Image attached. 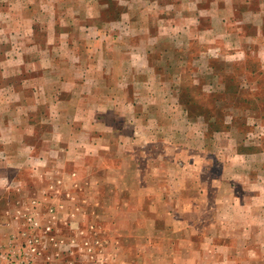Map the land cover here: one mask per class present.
Returning <instances> with one entry per match:
<instances>
[{"label": "crops", "instance_id": "0c3cea01", "mask_svg": "<svg viewBox=\"0 0 264 264\" xmlns=\"http://www.w3.org/2000/svg\"><path fill=\"white\" fill-rule=\"evenodd\" d=\"M36 1L25 4L23 0H16L15 4L24 5L22 11H9L6 17L5 13H0L4 14L0 18L13 20L10 32L6 29L10 22L0 21V36L10 33L17 37L8 49L13 54H7L4 48L5 54L0 56V180L10 183L22 179L25 172L31 186H36L35 182L38 184L44 177H51L48 185L63 177L70 180L68 184L78 193L79 189L81 193L88 188L89 181L92 191L102 194L101 187L109 179L117 188L113 196L114 209L122 204L125 209H136L138 195L147 210L149 197L153 195L154 201L159 200V210L162 208L168 214L178 210L176 207L181 203L176 199L173 204L167 203L164 187L154 186L151 181L142 182L147 179V173L150 174L149 170L143 174L139 171V187L120 189V182L135 177L134 148L150 143L175 149L186 145L191 122L187 118L185 121L183 104L175 92V83L180 80L164 77L168 72L162 71V62L167 52L191 50L196 40L207 45L204 53L209 58L216 56L220 44L232 53L237 51L240 47L230 46L228 42L232 35L255 41L254 44L264 41L263 32L245 31L247 23L259 30L263 28L264 0H260L257 9L247 5L245 11L238 7L241 3L251 4L252 0H127L125 5L124 0H118L125 10L120 16L105 19L102 18L106 0H48L42 12ZM42 17L49 20L43 29V46L49 52L47 58L39 57L36 26ZM115 19L121 25H114ZM203 19L208 22L207 26L201 25ZM237 19L241 24L232 29L230 25L236 24ZM15 21L18 26L13 25ZM25 64H30L29 70L24 68ZM23 71H29L30 76L24 77ZM169 163L165 169L170 179H176L179 176L176 172L186 161L174 159ZM42 167L46 171L40 174ZM9 169L14 175L7 174ZM184 173L188 174L185 169ZM180 184L181 193L184 188L182 182ZM206 192L203 187V196ZM194 200L191 199V203ZM145 216L148 222H128L131 230L128 235L135 240L133 254L128 253L126 244L117 237L116 250L111 248V252L115 251L118 259L122 255V259L115 263L112 255L111 264L175 262V253L162 250L166 243H172L167 227H173L175 234L170 238L176 240L174 244L183 246L185 235L180 233L188 229V245L192 250L199 242L193 229L196 222H183L185 218L173 215L170 222L168 219L167 222H149V214ZM243 227L245 235L250 232L264 235V222H244ZM157 228L158 232L161 230L158 234ZM211 230L204 235L202 245L214 242ZM138 231H143L144 237L136 238ZM241 238L248 242L246 236ZM157 239L161 243H155ZM140 244L143 249L139 248ZM188 245L186 247L190 248ZM119 248H123V252H119ZM200 248L211 249V246ZM192 255L187 252L185 258Z\"/></svg>", "mask_w": 264, "mask_h": 264}, {"label": "rangeland", "instance_id": "374dc122", "mask_svg": "<svg viewBox=\"0 0 264 264\" xmlns=\"http://www.w3.org/2000/svg\"><path fill=\"white\" fill-rule=\"evenodd\" d=\"M15 1L0 0V13H5L0 16L6 17L9 11L24 9V5L15 4ZM23 1L25 4L30 2ZM36 2L41 12L47 8L44 6L48 0ZM259 4L260 0L241 3L238 10L245 11L248 6L257 9ZM106 5L102 19L120 16L125 10L118 0H106ZM8 19L0 18V21L10 22L6 27L10 32L13 20ZM89 21L94 23V20ZM113 21L114 25H121L119 20ZM200 22L202 26L208 25L205 19ZM47 23L49 20L42 17L36 26L41 50L39 57L42 58L49 54L43 46V29ZM239 23L237 19V23L230 27L234 29ZM247 24V33L261 31L264 34V26L259 30L252 23ZM13 25L18 26V21ZM9 34L0 36V56L5 54L4 48L7 54H13L8 49L17 37ZM198 42L194 41L191 50L185 52H167L161 67L162 71L168 72L164 77L173 76L180 80L175 83V92L183 104L185 121L187 118L191 122L186 145L175 149L150 143L134 148L135 177L120 182V189L139 187L140 172L143 174L149 170L150 174L147 173V179L142 182L151 181L154 186L164 187L167 203L173 204L174 199L181 203L176 207L178 210H171V214L162 208L159 210V200L154 201L153 195L149 197L147 210L138 195L136 209H125L123 204L124 209L122 206L114 209L113 196L117 188L112 180L104 181L101 189L106 195L101 200L102 194L93 192L89 181L86 183L88 188L81 193L79 189L78 193L68 184L70 180L63 177L52 180L49 185L51 177H44L38 184L35 182L36 186H31L28 173L24 172L23 178L11 181L13 183L0 180V264H111L112 255L117 263L122 255L118 259L116 252H111V248L116 250L117 237L126 244L128 253H132L135 240L128 235L131 232L128 222H148L146 214L150 216L149 222H167V219L170 222L172 215L182 216L185 218L183 222H196L193 229L199 242L194 244L193 250L188 245L189 229L180 233L185 238L183 246H179L170 238L175 234L173 227H167V236L172 243H166L162 250L175 253L176 263L264 264V235L255 232L245 235L243 227L244 222H264V41L254 44L255 41L232 35L229 45L240 48L232 53L220 44L216 56L210 58L204 53L207 45ZM30 67V64L24 66L26 70ZM28 72L23 71V76H30ZM174 159L186 161V165L180 166L182 169L176 172L181 179L179 176L170 179L165 169ZM7 171L10 176L14 175L12 169ZM42 171L46 168H40V174ZM150 176L153 179H148ZM181 182L184 189L180 193ZM43 186L46 188L41 190ZM203 187L207 189L204 196L201 193ZM38 190H41L40 194H37ZM191 199L195 200L191 203ZM208 230L215 237L214 242L203 244L211 249H201V241ZM156 232L159 233L158 228ZM143 234L138 231L135 236L142 238ZM242 236H246L248 242L241 241ZM139 248L143 249V246ZM122 249L119 248V252H123ZM187 252L193 253L191 258H185ZM249 254L253 257L245 258ZM171 262L175 264L166 261L167 264Z\"/></svg>", "mask_w": 264, "mask_h": 264}]
</instances>
